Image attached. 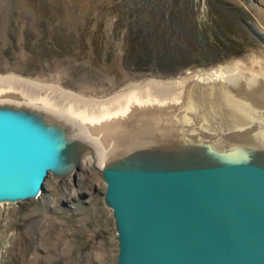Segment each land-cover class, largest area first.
<instances>
[{
    "label": "water",
    "instance_id": "95a60500",
    "mask_svg": "<svg viewBox=\"0 0 264 264\" xmlns=\"http://www.w3.org/2000/svg\"><path fill=\"white\" fill-rule=\"evenodd\" d=\"M225 86L169 117L106 113L101 147L41 97L0 89L42 105L0 101V202L38 198L49 173L75 178L83 161L106 183L116 264H264V116H237L215 97Z\"/></svg>",
    "mask_w": 264,
    "mask_h": 264
},
{
    "label": "rangeland",
    "instance_id": "374dc122",
    "mask_svg": "<svg viewBox=\"0 0 264 264\" xmlns=\"http://www.w3.org/2000/svg\"><path fill=\"white\" fill-rule=\"evenodd\" d=\"M129 1L0 0V76L95 99L148 79H194V74L234 64L264 81V0H222L236 22L233 35L243 44L241 55L167 76L122 65L124 27L114 32V21ZM215 6L220 7L216 0H198V21L209 18ZM39 94L36 97L42 98ZM3 100L42 106L0 96ZM60 105L71 109L64 102ZM105 188L95 169L82 161L75 178L58 180L49 173L38 198L0 202V264H116L117 232L112 209L103 202Z\"/></svg>",
    "mask_w": 264,
    "mask_h": 264
},
{
    "label": "trees",
    "instance_id": "16d2710c",
    "mask_svg": "<svg viewBox=\"0 0 264 264\" xmlns=\"http://www.w3.org/2000/svg\"><path fill=\"white\" fill-rule=\"evenodd\" d=\"M216 2L220 7H210L209 18L198 21V0L129 1L120 12L125 16L119 14L114 21V32L124 27L122 65L167 76L241 55L243 44L233 35L236 22L221 6L222 0Z\"/></svg>",
    "mask_w": 264,
    "mask_h": 264
},
{
    "label": "bare ground",
    "instance_id": "6f19581e",
    "mask_svg": "<svg viewBox=\"0 0 264 264\" xmlns=\"http://www.w3.org/2000/svg\"><path fill=\"white\" fill-rule=\"evenodd\" d=\"M192 77L194 79L185 77L167 81L148 79L144 83L134 84V87L131 86L104 99L86 98L69 90L41 85L10 75L0 76V86L21 89V92L28 97L35 98L40 95L39 93H42V101L50 105L53 112L69 116L68 118L80 127L81 133L99 147H101V141L94 135V132L100 128L106 132L108 125L99 121V117L106 113L133 115L132 112L138 106L146 108V110H141V108L137 110L138 113L135 115L137 120L143 117H159L160 115L169 117V110L176 108V104H184L189 100L197 103L198 100L202 101L205 95H208H204L203 90L211 88V85L218 86V89L227 85L225 86L226 90L218 92L215 97L219 96L224 101L226 100L227 106L239 114L237 116L251 117L254 114L264 116V111L258 110L264 108V81L252 73L242 71L238 64L216 67L208 73L194 74ZM45 88L50 90L48 94H43ZM52 97L55 102L51 99ZM181 99L184 102H180ZM62 102L67 104L65 107L71 109H65L60 105ZM255 108L258 112L253 110ZM66 112L76 115L78 119ZM124 119V122L132 121V117ZM100 152L103 150L100 149Z\"/></svg>",
    "mask_w": 264,
    "mask_h": 264
}]
</instances>
